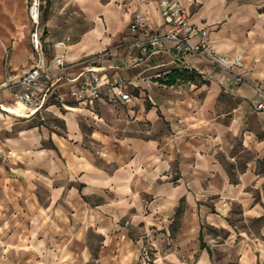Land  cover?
Instances as JSON below:
<instances>
[{"label": "rangeland", "instance_id": "obj_1", "mask_svg": "<svg viewBox=\"0 0 264 264\" xmlns=\"http://www.w3.org/2000/svg\"><path fill=\"white\" fill-rule=\"evenodd\" d=\"M42 1L41 29L73 45L97 24L106 33L108 14L125 18L129 0ZM133 1L131 24L148 0ZM0 65L11 72L7 53ZM136 95L133 107L73 106L37 118L14 101L20 115L0 109V264H254L241 254L254 239L264 245V158L252 169L257 180L241 181L253 155L236 140L227 153L208 150L228 181L194 175L209 160L184 142L188 117L148 119L151 101Z\"/></svg>", "mask_w": 264, "mask_h": 264}, {"label": "crops", "instance_id": "obj_2", "mask_svg": "<svg viewBox=\"0 0 264 264\" xmlns=\"http://www.w3.org/2000/svg\"><path fill=\"white\" fill-rule=\"evenodd\" d=\"M179 1L190 14L189 23L197 28L205 29L208 42L218 53L229 58L241 56L242 67H235L231 72H226L196 54L179 56L176 59L171 42H165L163 50L149 56L142 57L139 50H134L129 59L125 48L120 50L117 48L136 40H145L155 31H170V27L164 24L161 17L158 0H148L140 7L141 16L149 26V32L141 31L134 36L130 34L129 26L133 12L138 7L133 0H129L125 18H122L119 13H111L105 17L108 28L106 33L104 24H97L91 34H86L73 45L68 43L66 50H56L54 54H63L66 62L75 63L87 56L117 50V55L127 59V66L117 71L111 70L108 68L111 64L110 59L105 60L101 65L106 68L107 75H116L125 81V91L133 98L131 103L119 105L135 106L139 101L136 92L139 91L141 96L144 94L151 101L152 107L147 114H143L148 119H154L159 112H164L168 116L174 113L180 118L188 117L189 127L184 131L188 135V140L184 142L189 143L195 150L206 151L205 154L208 155L209 160L206 165L209 169L202 172L201 169L195 168L194 175L204 173L207 180L228 181L227 174L219 164L214 163L211 157L212 152L209 151L218 149L227 153L231 144L240 140L243 147L252 153L253 161L250 162L247 172L240 175L239 179L255 181L257 177L252 172L253 166L257 160L264 158V124H260V121L264 119V112L258 113L255 110V105L261 99V93L264 92V12H261L264 0ZM25 19L28 21L26 33L23 30L20 32ZM126 23L130 24L121 32L122 37L114 40V34L117 35ZM30 29L28 6H24V0H0V60L7 53L12 68L11 72H6L0 65V83L2 84L6 77L10 78L6 89L1 90L3 86H0V109L4 112H6L3 110L4 107L12 109L9 106H13L11 102L14 101L13 92L9 86L17 81L31 64ZM41 30L46 44L65 40L51 39L43 29ZM199 40V37L195 36L188 42L195 45ZM245 45L247 47H244ZM47 58L50 59L49 54ZM182 68L194 70L198 80L188 83V87H179L180 91L170 92L166 90L167 86H163L162 89L152 81L162 78L173 69ZM16 71H19L17 75ZM80 71L81 68H74L65 72L58 84L57 94H67L73 87L69 79ZM236 77H240L242 81L237 83ZM174 86L169 88H175ZM98 105L110 104L97 102L90 107H80L94 108ZM73 106L77 105L64 96L48 112H58L63 108L74 110ZM228 115H233V118L229 120ZM59 139L56 135L51 136L55 147L61 143ZM247 202L250 203V200ZM249 210L253 213L261 212L257 207ZM247 245V249H244L241 254L242 261L264 264V256H262L264 245L260 246L257 239Z\"/></svg>", "mask_w": 264, "mask_h": 264}, {"label": "built area", "instance_id": "obj_3", "mask_svg": "<svg viewBox=\"0 0 264 264\" xmlns=\"http://www.w3.org/2000/svg\"><path fill=\"white\" fill-rule=\"evenodd\" d=\"M42 0H31L28 14L31 23L29 40L32 49L31 64L21 77L9 87L13 92L14 102L23 108L26 117L41 116L51 107L59 103L61 97L70 98L77 106L90 107L97 102L110 105L128 104L133 98L125 91V81L119 76H109L106 68L101 64L110 59L108 67L111 70H119L127 66L125 57L117 55L114 51H105L98 55L87 56L81 61L68 63L63 54H54L56 50H66L69 39L46 44L41 30L40 18ZM158 5L164 24L170 27V31H155L145 40L123 44L117 49L125 48L127 57L131 59L134 50H139L140 56H149L165 48V42H171L172 51L179 56L196 54L216 67L226 72H231L235 67H242L241 56L229 58L218 53L208 42L205 29L197 28L189 23L190 14L179 0H158ZM149 32V26L141 14L132 22L129 32L132 36L138 32ZM198 36L199 42L190 44L189 39ZM50 55V59L47 58ZM81 68L69 82L72 89L65 95L57 94L59 82L63 74L68 70ZM236 77V82H241ZM255 110L264 112V92L261 99L255 105Z\"/></svg>", "mask_w": 264, "mask_h": 264}, {"label": "trees", "instance_id": "obj_4", "mask_svg": "<svg viewBox=\"0 0 264 264\" xmlns=\"http://www.w3.org/2000/svg\"><path fill=\"white\" fill-rule=\"evenodd\" d=\"M197 74L194 70L190 69H173L159 78L158 82L165 86H174L179 83H193L196 81Z\"/></svg>", "mask_w": 264, "mask_h": 264}, {"label": "bare ground", "instance_id": "obj_5", "mask_svg": "<svg viewBox=\"0 0 264 264\" xmlns=\"http://www.w3.org/2000/svg\"><path fill=\"white\" fill-rule=\"evenodd\" d=\"M3 109H4L5 111L11 113V114L20 115L19 113H17L16 110H13V109H10V108H6V107H4Z\"/></svg>", "mask_w": 264, "mask_h": 264}]
</instances>
